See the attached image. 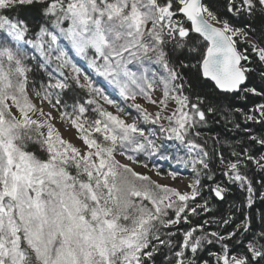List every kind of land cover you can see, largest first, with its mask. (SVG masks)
<instances>
[{"label":"snow or ice","instance_id":"6c2138e0","mask_svg":"<svg viewBox=\"0 0 264 264\" xmlns=\"http://www.w3.org/2000/svg\"><path fill=\"white\" fill-rule=\"evenodd\" d=\"M0 264H264V0H0Z\"/></svg>","mask_w":264,"mask_h":264},{"label":"rangeland","instance_id":"374dc122","mask_svg":"<svg viewBox=\"0 0 264 264\" xmlns=\"http://www.w3.org/2000/svg\"><path fill=\"white\" fill-rule=\"evenodd\" d=\"M87 70V69H86ZM90 71V70H89ZM107 92L110 94V99L116 100L117 103L123 105V101L120 100V98L112 93V90L109 88L107 89ZM159 95V93H157ZM33 102L37 104V107L43 108V111L45 113L51 112L52 116L55 117V119L52 121V123L55 125V127L59 130L62 137L72 143L74 146L84 149V145L82 144V141H80L77 137L78 134L74 128L71 127L70 124L67 122L61 121L59 118V112L56 109H53L47 102L41 103L39 100L33 98ZM143 103V101H138ZM98 103H100L104 108H106L108 111H112L115 114V108L112 106H109L103 102L102 99L98 98ZM147 106V105H146ZM149 110L154 111L155 109L152 106H148ZM126 111H131L133 113V116H135L134 110L127 108ZM129 122H131L132 117H126ZM143 126V125H142ZM167 155L170 157L166 160H161L158 157H151L148 158L146 156H139L138 159L142 160L143 162L148 164V167L145 168L141 164H133L130 161H128L125 157L117 155V160L120 161L122 164H128L130 167H132L135 171L142 173L144 175L149 176L153 181H156L161 184H166L171 187L178 188L180 190H185V186L190 183L191 179L193 178V173L190 168L185 167L183 164L177 163V156H183L184 152H175L174 148H170ZM157 172L160 174L157 175ZM169 173H175V179L172 178Z\"/></svg>","mask_w":264,"mask_h":264},{"label":"trees","instance_id":"16d2710c","mask_svg":"<svg viewBox=\"0 0 264 264\" xmlns=\"http://www.w3.org/2000/svg\"><path fill=\"white\" fill-rule=\"evenodd\" d=\"M72 95H73V94H69V96L66 97V99H70V97H71ZM83 95H84V94L81 93V96H83ZM208 147H209V149L212 147V142H211V140H209V145H208ZM30 149L35 150V151L38 152V149L36 148L35 145H30Z\"/></svg>","mask_w":264,"mask_h":264}]
</instances>
